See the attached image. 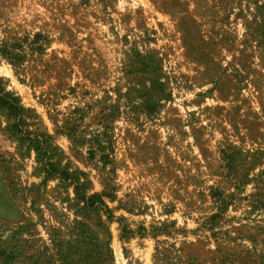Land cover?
<instances>
[{"label": "rangeland", "instance_id": "obj_1", "mask_svg": "<svg viewBox=\"0 0 264 264\" xmlns=\"http://www.w3.org/2000/svg\"><path fill=\"white\" fill-rule=\"evenodd\" d=\"M0 264H264V0H0Z\"/></svg>", "mask_w": 264, "mask_h": 264}, {"label": "trees", "instance_id": "obj_2", "mask_svg": "<svg viewBox=\"0 0 264 264\" xmlns=\"http://www.w3.org/2000/svg\"><path fill=\"white\" fill-rule=\"evenodd\" d=\"M0 54L11 61L19 58L18 55L7 48H3L2 50H0ZM0 108L5 109L12 115H17L20 113V106L18 101L13 98H9L8 95L2 94V91H0Z\"/></svg>", "mask_w": 264, "mask_h": 264}]
</instances>
